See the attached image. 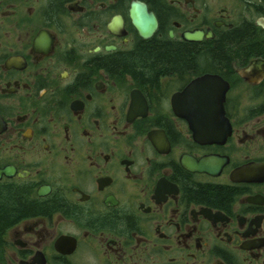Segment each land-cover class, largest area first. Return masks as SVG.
I'll return each instance as SVG.
<instances>
[{
	"label": "flooded vegetation",
	"instance_id": "1",
	"mask_svg": "<svg viewBox=\"0 0 264 264\" xmlns=\"http://www.w3.org/2000/svg\"><path fill=\"white\" fill-rule=\"evenodd\" d=\"M132 1L0 0V264H264V0Z\"/></svg>",
	"mask_w": 264,
	"mask_h": 264
},
{
	"label": "water",
	"instance_id": "2",
	"mask_svg": "<svg viewBox=\"0 0 264 264\" xmlns=\"http://www.w3.org/2000/svg\"><path fill=\"white\" fill-rule=\"evenodd\" d=\"M130 11H131L132 20L134 24L136 25V27L141 32V34L144 37L150 36L157 26V20L154 14L147 10V6L145 3L138 1V0L132 1ZM199 35L200 33H198V35L195 37L193 35L187 34L186 37L187 38H191V37L198 38ZM209 85H211L213 88H212V91L208 92L207 95L216 97L217 94H219V92L216 91L215 80L211 79L209 75L196 79L194 82H192L188 86L187 89L191 87H195V86L199 87V86H209ZM224 93L225 91L222 92L221 101H223Z\"/></svg>",
	"mask_w": 264,
	"mask_h": 264
},
{
	"label": "trees",
	"instance_id": "3",
	"mask_svg": "<svg viewBox=\"0 0 264 264\" xmlns=\"http://www.w3.org/2000/svg\"><path fill=\"white\" fill-rule=\"evenodd\" d=\"M232 36H235V35H232ZM231 48L234 49L233 46H231ZM262 50H264V47H263V46H262ZM155 52L157 53V51H155ZM220 52H221L220 50H218V51H214V54H215V53H220ZM234 52H236L235 49L231 51V53H234Z\"/></svg>",
	"mask_w": 264,
	"mask_h": 264
}]
</instances>
